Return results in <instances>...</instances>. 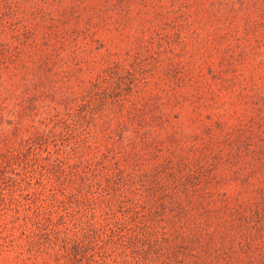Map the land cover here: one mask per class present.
<instances>
[{"label": "rangeland", "instance_id": "374dc122", "mask_svg": "<svg viewBox=\"0 0 264 264\" xmlns=\"http://www.w3.org/2000/svg\"><path fill=\"white\" fill-rule=\"evenodd\" d=\"M0 264H264V0H0Z\"/></svg>", "mask_w": 264, "mask_h": 264}]
</instances>
